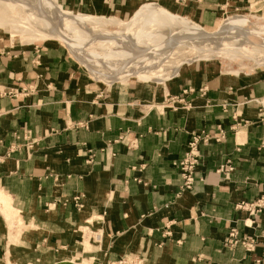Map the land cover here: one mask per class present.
<instances>
[{
    "label": "crops",
    "instance_id": "obj_1",
    "mask_svg": "<svg viewBox=\"0 0 264 264\" xmlns=\"http://www.w3.org/2000/svg\"><path fill=\"white\" fill-rule=\"evenodd\" d=\"M56 1L65 12L122 21L157 5L207 31L220 24L225 6L264 11V0ZM5 35L0 86L35 93L0 98V196L14 225L9 229L0 210V259L264 264V212L246 228V214L235 208L264 196V71L233 75L195 62L163 82H145L151 86L107 89L60 44L33 45L56 40L18 44ZM187 88L194 90L182 97L188 108H160ZM219 129L224 140L200 147L194 186L181 193L174 164L191 134L217 137ZM221 166L230 170L217 173ZM232 228L256 238L253 253L224 245Z\"/></svg>",
    "mask_w": 264,
    "mask_h": 264
},
{
    "label": "bare ground",
    "instance_id": "obj_2",
    "mask_svg": "<svg viewBox=\"0 0 264 264\" xmlns=\"http://www.w3.org/2000/svg\"><path fill=\"white\" fill-rule=\"evenodd\" d=\"M10 9L15 11L18 17H14ZM184 21L157 5L142 6L128 21H122L65 12L56 0H0V28L8 32L10 38L15 40L21 36V44L44 39L60 41L78 62L82 60L86 63L91 72L93 70L89 63L93 60L89 59L88 55L95 56L100 52L103 37L125 34L127 38L131 36L132 39L140 40L146 35H153V32H150L152 30L173 26L183 27L184 31L197 40L194 45L196 60L214 59L216 52L223 54L230 61H237L240 68L238 73L244 69H247L248 73H254L253 71L264 68L263 19L253 15H233L223 20L213 31H206L196 24L189 25ZM104 23H107L110 29L104 27ZM73 34L79 38L72 39ZM204 46L210 50L205 51ZM244 60L251 63V66L242 67ZM177 72L178 70H175L167 76L147 73L136 79L144 83H158L176 75ZM0 210L6 219L11 218L9 212L12 210L1 196Z\"/></svg>",
    "mask_w": 264,
    "mask_h": 264
},
{
    "label": "built area",
    "instance_id": "obj_3",
    "mask_svg": "<svg viewBox=\"0 0 264 264\" xmlns=\"http://www.w3.org/2000/svg\"><path fill=\"white\" fill-rule=\"evenodd\" d=\"M185 20L186 24H196L193 21L180 17ZM198 25V24H197ZM188 26V25H187ZM153 35L142 37L139 39L128 38L122 34L109 35L103 37V46L100 52L91 56L89 59L93 62L89 63L93 72L89 71L86 63L78 62L65 48L64 50L69 59H71L77 67H79L88 77L89 80L102 85L104 88L112 89L120 86L121 82L140 83L136 78L147 73H155L158 75H170L175 70H181L183 66L195 63V48L197 40L190 35L183 27L173 26L167 29L152 30ZM37 62L40 58L38 50H36ZM93 57V58H92ZM189 60V62H184ZM197 62V61H196ZM188 63V64H187ZM141 84H148L143 83ZM192 88L182 90L181 96L167 97L160 108L177 110L179 108L186 109L189 104L183 103V98L193 93ZM35 91L31 86L24 88H4L0 86V98L6 97L16 99L19 97L29 98L34 95ZM217 137L210 136L205 131L194 132L191 134L190 142L187 150L182 158L174 165L179 169L181 184L180 192L192 190L195 183L196 170L200 164V147L212 142L219 143L225 138L223 130H218ZM25 141H29V137L24 136ZM28 148L33 147V142H27ZM230 170L226 166H221L217 173ZM81 196L74 197L72 202L78 205ZM236 210L246 214L243 225L251 228L253 219L264 212V196L259 197L253 202H241L235 206ZM257 244L256 238L240 237L235 228L229 230L224 245L229 248L237 246L243 248L248 253H253Z\"/></svg>",
    "mask_w": 264,
    "mask_h": 264
},
{
    "label": "rangeland",
    "instance_id": "obj_4",
    "mask_svg": "<svg viewBox=\"0 0 264 264\" xmlns=\"http://www.w3.org/2000/svg\"><path fill=\"white\" fill-rule=\"evenodd\" d=\"M10 11L13 14L14 17H16V16L18 17V14L15 11H13L11 9H10ZM66 11H68V10H66ZM237 13H239V14H237ZM248 14L249 15H254V16L255 15H257V16L258 15H263V17H264V11H258V10H254V9L247 10V9H244V8H240V7L230 6L229 5V6H225L224 8H222V10H221V19H220L219 23H221L223 20H226L227 17H231L233 15L234 16H236V15L239 16V15H248ZM178 15L181 16L180 14H178ZM123 21H126V20H123ZM260 24H263V22H260ZM104 27H106L107 29H110V27L108 26L107 23H104ZM5 34H8V32H6L5 30H2L0 28V38H1V40H4L5 42L9 43V40H8V38H7V36ZM20 38H21V36H19V38L18 39H15L14 41L19 44V43H21V39ZM74 38H75V40H77L79 37H75V35H74V36H72V39H74ZM46 42H55V43H58V44H60L62 46L63 49H64V46H65L60 41H39V42L34 43L33 45H35V44H42V43H46ZM22 44H24V43H22ZM203 48L205 49V51L210 50V49H207L206 46H204ZM196 61L197 62H202V63L211 62V63L217 64L218 66L221 67V69L223 71H226L227 73L233 74V75L250 74V73H248L247 69H244L242 72L238 73V71H239L240 68L237 65V61H230L223 54H218L216 52H215V58L214 59H205V60H196ZM241 65H242V67H246V66H251V63H249L246 60H244L241 63ZM260 71H264V68L261 67L258 70L253 71V72L256 73V72H260ZM138 84L141 85V83H138ZM145 85L151 86V84H145ZM127 86H128V84L127 85H124L123 84V85L116 86V87H119L120 89H124ZM6 222L8 223L9 229H12L14 227V225H13V223H12V221L10 219H7ZM0 264H40V263H38L36 259H34V258L32 259L31 257L16 259L10 253V255H8V256L6 255L5 258L0 259ZM55 264H86V263L85 262L76 263V262L59 261V262H57Z\"/></svg>",
    "mask_w": 264,
    "mask_h": 264
}]
</instances>
